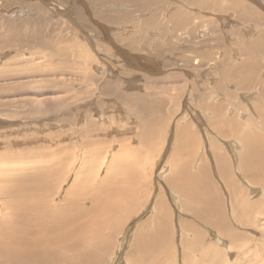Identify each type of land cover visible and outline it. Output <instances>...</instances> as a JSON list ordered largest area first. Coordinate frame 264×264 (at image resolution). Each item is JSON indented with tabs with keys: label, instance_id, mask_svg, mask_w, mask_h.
Here are the masks:
<instances>
[{
	"label": "rangeland",
	"instance_id": "rangeland-1",
	"mask_svg": "<svg viewBox=\"0 0 264 264\" xmlns=\"http://www.w3.org/2000/svg\"><path fill=\"white\" fill-rule=\"evenodd\" d=\"M23 204L79 259L7 256ZM146 228L150 263L264 264V0H0V264L138 263Z\"/></svg>",
	"mask_w": 264,
	"mask_h": 264
},
{
	"label": "bare ground",
	"instance_id": "bare-ground-1",
	"mask_svg": "<svg viewBox=\"0 0 264 264\" xmlns=\"http://www.w3.org/2000/svg\"><path fill=\"white\" fill-rule=\"evenodd\" d=\"M188 182H192V179L190 180V181H187L186 183L185 182H182V184H184V185H180V183H177V185L179 186V187H182L181 189H182V191L183 192H185V193H189V194H191V195H195V194H197L198 196H200V187H199V184L200 183H197V182H192V184H190V183H188ZM36 186L35 187H33L34 189L32 190V191H34L33 192V194L31 195L32 196V198H34L35 200H37V199H41V198H43L44 197V194H45V189H44V187H43V185L39 182V183H36L35 184ZM25 188H28V186H25ZM22 189V188H21ZM24 189V188H23ZM30 189V188H29ZM27 193H28V189H25V192H24V196L23 197H25L26 195H27ZM30 194V193H29ZM97 194V193H96ZM190 195V196H191ZM202 195V194H201ZM197 196V197H198ZM66 199H68L69 200V197H67ZM200 199V198H199ZM94 201V200H93ZM97 201V200H96ZM69 202H70V200H69ZM77 202V201H76ZM79 202V201H78ZM95 202V201H94ZM108 203V202H107ZM51 204V203H50ZM74 204V203H73ZM93 204V203H92ZM96 205H97V202H96ZM50 206V205H49ZM94 206V205H93ZM21 209H17L16 210V212L17 211H20V210H24L25 212H26V216H27V218H26V221L28 222V226L29 227H27V229L25 228V225H26V223L24 222V220H23V222L21 221V217H25V216H23L21 213L22 212H20V214H19V212H18V214L19 215H17L18 217L20 216V222H22V223H20L21 225L23 224V226H24V229H22L21 227H23V226H21L20 224H19V221L16 223L18 226H19V229L18 230H16L17 229V226H15L16 227V229H14L15 231H11L10 230V232H13V233H11V235L10 234H8V233H3V236L5 237V240L7 241V242H5L4 241V243L2 244L3 245V250H4V252H5V254H9V255H7V256H9V257H13V256H15V255H17V253H19V252H21V251H24V252H27V253H31V250H30V248L28 249V247H31V246H35L36 244H40L41 245V248L39 249V250H37L38 251V253H43L44 251L42 250V249H44L45 248V246L47 247L48 246V248H49V245H50V243H53V242H57V241H59L60 243H62L63 245H64V247H65V245H68V247L69 248H67V246L65 247V249L67 250V249H69V250H71L74 254H77L76 252H75V249L77 248L76 247V242H70V238H73L74 236L76 237H84V236H86L87 235V233L90 231V230H88V227H80V228H78V227H76L75 228V230L73 231V230H68L67 229V231H64V229H62L63 228V222H61V225L60 226H58L57 224V229H59L60 230V228L62 229L61 231L62 232H59V233H56V232H54V229H53V233H48V229H47V232H43L42 231V228L40 227L41 225H40V220H41V218H42V220H46L47 222L45 223V226L47 225V223L50 221V219L51 218H53V216L54 215H50L49 213V215L50 216H47L46 214H45V209H40V208H38V206H35V207H33V208H28L26 205H21ZM45 207V206H44ZM95 207V206H94ZM46 208V207H45ZM74 208V207H73ZM59 209H63V208H61V207H59L57 210H59ZM66 209V208H65ZM82 209V208H81ZM78 210V209H77ZM74 211V210H73ZM15 212V211H14ZM25 212H24V215H25ZM65 213V212H64ZM56 214V213H55ZM78 214H79V212H78ZM85 214V213H84ZM14 216L16 215V213L15 214H13ZM12 215V216H13ZM62 217V216H61ZM76 217V216H75ZM74 217V218H75ZM14 219L15 218H17V217H13ZM64 218V217H63ZM78 218V217H77ZM18 219V218H17ZM25 219V218H24ZM56 219V218H55ZM16 220V219H15ZM61 220V219H60ZM64 220V219H63ZM161 218L159 217V218H157V220H156V223H159V222H161ZM74 221H75V219H74ZM3 222V221H2ZM66 222H69V221H66ZM15 223V222H14ZM76 223V222H75ZM49 224H51V222L49 223ZM58 224H60V223H58ZM4 225H6L5 224V222H3V223H1V228H2V226H4ZM15 225V224H14ZM14 225H13V227H14ZM26 225V226H27ZM72 225V227H73V224H71ZM77 225H78V223H77ZM149 226V225H148ZM159 226V225H158ZM5 227V226H4ZM8 227V226H7ZM13 227H10V229L11 228H13ZM68 227V226H67ZM24 231V232H22V230ZM38 228V229H37ZM55 228V227H54ZM160 227H158L157 228V230L159 229ZM7 229V228H6ZM56 229V228H55ZM56 229V230H57ZM156 229V228H155ZM8 230H9V227H8ZM155 230H153V229H145V230H143L142 232H140V234H141V236H143V238H142V241L140 240L139 241V243H140V245H139V247H138V250L137 251H139V253H141V254H143V256H142V260L140 259V257H139V259H140V262H138V263H136V261L135 262H133V263H131V264H154V263H150V261L149 262H147L146 261V258L148 259H152V260H155V259H157L158 258V256H159V249L162 247V245H163V241H164V239H161V240H159L160 238H161V235L157 232V231H155ZM230 232V231H229ZM1 233V232H0ZM82 234H84V236H82ZM31 235V236H30ZM55 236V237H54ZM139 236V235H138ZM137 236V237H138ZM137 241V240H136ZM49 244V245H48ZM55 245V244H54ZM27 248H26V247ZM57 246H59V244L57 245ZM190 246V245H189ZM36 247V246H35ZM39 247V246H38ZM37 247V248H38ZM44 247V248H43ZM60 247V246H59ZM51 248H52V246H51ZM50 249V248H49ZM53 249V248H52ZM46 250H47V248H46ZM60 250V248H58V252H60L59 251ZM62 250H64L63 248H62ZM33 251V250H32ZM141 251V252H140ZM143 251H145L147 254V257H146V255H144V253H143ZM159 251V252H158ZM3 252V253H4ZM58 252H57V254H58ZM45 254H47V253H45ZM49 254V253H48ZM53 254V253H52ZM52 254L50 255V259H51V256H52ZM30 255H32V254H30ZM30 255H28V256H30ZM164 255V254H163ZM38 256V255H37ZM46 256V255H45ZM48 256V255H47ZM75 256V255H74ZM161 254H160V258H161ZM20 257H21V255H20ZM35 257H36V255H35ZM80 257V256H79ZM13 258H15V257H13ZM42 257H40V259H41ZM77 258H78V254H77ZM165 258V257H164ZM79 259V258H78ZM43 260L45 261V259L43 258ZM42 260V261H43ZM166 260V259H165ZM51 261H54L53 259H51ZM88 261V260H87ZM43 263V262H42ZM52 263V262H51ZM163 263H165V261H163ZM19 264V263H18ZM158 264H160V260H159V263Z\"/></svg>",
	"mask_w": 264,
	"mask_h": 264
}]
</instances>
